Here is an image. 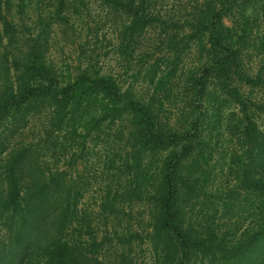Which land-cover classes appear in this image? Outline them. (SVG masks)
Returning a JSON list of instances; mask_svg holds the SVG:
<instances>
[{
	"label": "trees",
	"instance_id": "trees-1",
	"mask_svg": "<svg viewBox=\"0 0 264 264\" xmlns=\"http://www.w3.org/2000/svg\"><path fill=\"white\" fill-rule=\"evenodd\" d=\"M107 1L128 16L126 41L163 26L164 49L143 55L138 64L139 76L153 90L148 99L125 89L114 74L81 63L65 79L51 60L59 34L67 41L78 37L86 0H0V232L8 237L0 264H24L36 253L40 264H100L110 235L99 240L92 229L87 233L92 241L83 240L88 220L80 210L83 186L43 158L56 150L58 157L70 152L67 161L75 168V147L85 153L87 140L115 136V130H128L138 148L135 159L127 156L123 164L130 171L123 209L133 211L139 203L146 213L144 225H127L120 234L124 249L132 250L135 241L147 243L154 264H197L199 256L203 264H264V129L257 120L264 115V70L254 73L248 62L264 56V0H202L186 25L175 27L168 13L148 11L152 4L144 8L143 0ZM194 48L206 61L187 72L183 57ZM185 75L188 123L164 128L158 96H168ZM224 105L230 106L227 117ZM42 115V141L13 147L15 134ZM222 122L232 145L218 150L212 131ZM218 155L227 161L232 181L211 196L205 193V171L212 172ZM206 196L212 217L204 216L203 207L195 212ZM119 197L118 190L104 196L105 220L122 223ZM219 210L222 218H236L237 229L216 224Z\"/></svg>",
	"mask_w": 264,
	"mask_h": 264
},
{
	"label": "rangeland",
	"instance_id": "rangeland-1",
	"mask_svg": "<svg viewBox=\"0 0 264 264\" xmlns=\"http://www.w3.org/2000/svg\"><path fill=\"white\" fill-rule=\"evenodd\" d=\"M143 1L144 8L152 4L151 9L148 11L168 13V17L173 20L169 21V24L173 27H175L176 22L183 26L186 25V21L195 15L196 6L202 2V0H170L167 3L155 0ZM86 3L88 10L79 23L80 30L77 31L76 35L78 37L74 41H67L60 34L56 37V42L51 50V60L54 61L58 71L65 76V79H68V75L77 72L79 63H81L82 67L90 66L93 71L114 74L123 82L125 89L134 90L137 94L147 99L150 98L153 92L152 87L146 83L142 76H139L140 68L138 64L143 55L146 54L148 56L152 51L159 53V51L164 49L165 44L161 41L159 42L163 26L160 23L155 24V28L148 34L146 33L145 36L137 37L133 42L126 41L123 30L128 23V16L122 14L121 8H117L112 2L107 0H86ZM76 28H78V25ZM79 45L83 46L86 53H81ZM122 49H126V53H123ZM200 54V49L194 48L187 57H183L182 67H186L185 71L188 72L189 69L192 70V68L206 61V56L204 55L199 60ZM248 62L252 68L250 71L256 73L261 68L264 70V56L255 55ZM186 76H183L182 79L180 78L172 86V90L167 94L168 96L165 98L162 94L158 96L161 99L160 103H157L160 109L158 122L164 128H166L167 124H170L177 129H183L188 123H186V120L191 106L189 105L190 99L184 90ZM228 113H230V106L224 105L222 116L227 117ZM35 119L25 130L15 134V138L12 141L13 147H21L29 143L38 144L42 141L46 135L43 132L45 115ZM257 120L261 129H264V115H259ZM220 128L212 131V136L215 139L218 137V142H216L218 150L227 149L232 145V142L227 134L225 122L220 124ZM128 134V130L121 134L115 130V136L111 132L109 136L102 139L87 140L85 153L81 151V146L75 147L73 150L75 152V168H72L67 161V159L71 158L70 152L59 156L60 159L56 150L55 156L46 154L43 158L49 166L58 165L60 169L67 170L70 175L75 177V181H80L83 186L80 210L81 215L86 214L88 217L86 223L83 222V240L91 239L92 241L90 235L87 234L89 231L92 233V229L99 240H103L104 237L110 235L111 243H106L98 255L100 264H154L151 247L147 243L143 244L135 241L133 242L132 250H129V248L124 249L119 241L122 238L120 234H124L127 225H131L132 229L133 227L140 228L139 223H143L142 217H146L143 204L133 205V211H130V208L123 209L126 207V202L122 195L130 181V171L126 166L123 167V164L126 163L127 156L135 159L138 149L134 140L131 137L129 138ZM83 154L86 155L85 158H83ZM226 162L218 155L212 162V172L205 171L208 177L206 194L216 196L218 186L219 188L221 185L226 186L229 180L232 181L228 176L229 170L227 171ZM143 180L145 179L142 178L141 183ZM143 186L145 185L143 184ZM117 190L120 191L118 207L123 209V211L121 210L122 213L121 211L119 212L122 223L113 218L105 220L101 209L104 196L109 191L114 193ZM212 199L218 203L217 198L214 197ZM201 203L198 206L196 205L197 209L195 212L198 214L201 207H203L206 214L204 216L212 217L215 213L213 210L209 211L211 206L207 196L206 199H201ZM127 213L131 215L130 221L127 220L129 218V216L126 217ZM220 215H222V212L219 210L214 219L216 224H220L221 229L224 231L229 228L231 231L235 228L237 229L234 216L230 220L227 217L222 218ZM242 216L245 217L244 215ZM240 225L238 226L240 227ZM116 231L119 234H115ZM78 235L79 232L76 231L74 236L77 237ZM7 238L4 231L0 232L1 250L3 249L2 242L4 240L7 241ZM0 253L2 254V251ZM39 259L40 257L36 253L28 257L24 264H40ZM196 262L197 264H203L204 258L199 256ZM90 263L93 264V260ZM205 264L208 263L206 262Z\"/></svg>",
	"mask_w": 264,
	"mask_h": 264
}]
</instances>
